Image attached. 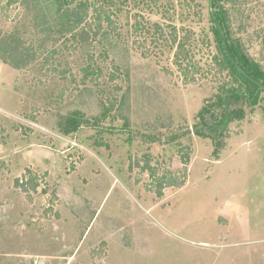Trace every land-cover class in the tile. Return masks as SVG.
I'll return each instance as SVG.
<instances>
[{"label": "rangeland", "instance_id": "374dc122", "mask_svg": "<svg viewBox=\"0 0 264 264\" xmlns=\"http://www.w3.org/2000/svg\"><path fill=\"white\" fill-rule=\"evenodd\" d=\"M9 1L0 0V264H264V92L224 137L198 134L222 85L241 84L213 75L212 0H108L118 33L88 28L78 43L57 33L52 0ZM222 4L264 70V0ZM157 23L190 35L203 78L183 83L175 51L155 49ZM92 54L103 77L82 85ZM184 155V186L159 195L158 179L183 174ZM31 176L29 199L16 182Z\"/></svg>", "mask_w": 264, "mask_h": 264}, {"label": "trees", "instance_id": "16d2710c", "mask_svg": "<svg viewBox=\"0 0 264 264\" xmlns=\"http://www.w3.org/2000/svg\"><path fill=\"white\" fill-rule=\"evenodd\" d=\"M21 1L10 0L8 6L19 4ZM52 1L58 6L55 17V28L59 36L68 43H78L80 32L86 31L88 28L89 30H96L94 34L95 38L104 28L113 34L118 33L119 27L117 21L114 19V13L110 9L113 3H109L108 0ZM223 1L214 0L212 7V21L220 55L214 57L213 75L221 79L226 73L228 77H238L241 80V84H239L238 88H235L228 87L229 81L225 82L221 89H227V92L217 94L212 104L201 111L202 130L198 131V134L213 140H217V137H224L228 125L243 119L247 109L254 107L258 102L260 94L264 92V70L247 55L240 42L231 32L230 19L223 7ZM165 16L163 14L162 18H166ZM89 19L91 23H89ZM219 25L224 32V37L219 29ZM154 29V35L157 37V39L153 38L155 40V49L164 46V48H170L173 52L175 51L174 63L181 73L185 85L196 83L198 77L203 78L205 76V71L196 62L192 38L189 34L180 37L179 31L174 25H168L167 30H165L163 25L157 23L154 25ZM67 36L70 37L68 38ZM54 54L57 55L58 52L54 51ZM145 54L146 57L151 56V52L147 51ZM106 55L104 58L107 59ZM112 67L116 72L119 71L118 66L116 67L113 64ZM53 71L60 76L66 75L65 71H58L56 69ZM82 73L83 77L80 84H99V81L103 77V70L98 65L95 55L88 56V64L82 69ZM115 78L117 77L113 73L111 79L115 80ZM189 163L188 156L184 155L183 174H180L179 177H173L171 174L169 176L164 175L158 179L159 195H162L164 188H181L184 186ZM16 186L31 199L30 193L36 192L38 180L31 176L26 182L20 183L18 180Z\"/></svg>", "mask_w": 264, "mask_h": 264}, {"label": "water", "instance_id": "95a60500", "mask_svg": "<svg viewBox=\"0 0 264 264\" xmlns=\"http://www.w3.org/2000/svg\"><path fill=\"white\" fill-rule=\"evenodd\" d=\"M213 1H214V0H212V2H211V7H213ZM219 29L221 30L222 36L224 37V32L222 31V28H221L220 25H219Z\"/></svg>", "mask_w": 264, "mask_h": 264}]
</instances>
